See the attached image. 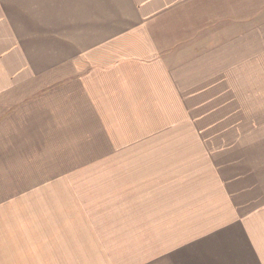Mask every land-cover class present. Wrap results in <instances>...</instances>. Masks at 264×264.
<instances>
[{
  "label": "crops",
  "instance_id": "1",
  "mask_svg": "<svg viewBox=\"0 0 264 264\" xmlns=\"http://www.w3.org/2000/svg\"><path fill=\"white\" fill-rule=\"evenodd\" d=\"M253 11L245 0H0V75L11 77L0 78V188L7 196L77 183L30 178L54 172L56 155L75 154L73 141L85 147L80 132L118 137L108 123L124 122L132 98L148 113L131 111L129 121L155 123L162 107L176 116L170 122L203 120L190 134L199 143L264 139V51H254L264 13ZM253 172L264 194V169L260 181ZM236 250L227 264H264V241ZM150 253L146 264L176 263L167 249Z\"/></svg>",
  "mask_w": 264,
  "mask_h": 264
},
{
  "label": "rangeland",
  "instance_id": "2",
  "mask_svg": "<svg viewBox=\"0 0 264 264\" xmlns=\"http://www.w3.org/2000/svg\"><path fill=\"white\" fill-rule=\"evenodd\" d=\"M245 3L254 17L264 13V0ZM261 50L264 37L254 43ZM137 100H126L123 123H108L117 139L80 132L85 147L73 141L77 154L56 155L54 172L30 178L54 182L56 174L74 185L17 187L7 196L0 188V264H146L151 251L165 249L175 264H227L236 249L264 241V194L247 176L257 170L261 180L264 139L199 143L190 134L205 122H170L171 108L157 109L155 123L129 121L131 111L136 118L147 111L133 106Z\"/></svg>",
  "mask_w": 264,
  "mask_h": 264
}]
</instances>
